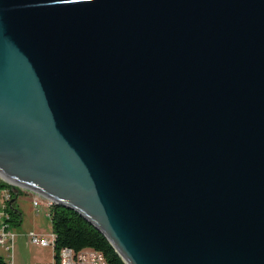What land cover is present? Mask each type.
I'll return each mask as SVG.
<instances>
[{"label":"water","instance_id":"1","mask_svg":"<svg viewBox=\"0 0 264 264\" xmlns=\"http://www.w3.org/2000/svg\"><path fill=\"white\" fill-rule=\"evenodd\" d=\"M0 176L125 264H264V0H0Z\"/></svg>","mask_w":264,"mask_h":264},{"label":"built area","instance_id":"2","mask_svg":"<svg viewBox=\"0 0 264 264\" xmlns=\"http://www.w3.org/2000/svg\"><path fill=\"white\" fill-rule=\"evenodd\" d=\"M23 192L32 195V203L35 209L42 204L41 195L30 189L9 182L0 176V248L6 252V257L0 252V259L5 264H14V243L18 235L14 231V226L20 221L15 205L18 197ZM47 201L49 205L53 203L49 199ZM29 239L30 243L38 246H52V233H50V236H46L34 231L29 234ZM41 264H51V262ZM62 264H108V262L101 251L92 248L83 249L78 252H75L71 248H63Z\"/></svg>","mask_w":264,"mask_h":264},{"label":"trees","instance_id":"3","mask_svg":"<svg viewBox=\"0 0 264 264\" xmlns=\"http://www.w3.org/2000/svg\"><path fill=\"white\" fill-rule=\"evenodd\" d=\"M48 214L51 217L55 235L54 251L57 259L55 264H62L60 254L63 248H71L75 252L92 248L101 251L108 264H125L108 238L78 212L59 204H53ZM21 216L20 214V221ZM0 264H5V262L0 259Z\"/></svg>","mask_w":264,"mask_h":264},{"label":"rangeland","instance_id":"4","mask_svg":"<svg viewBox=\"0 0 264 264\" xmlns=\"http://www.w3.org/2000/svg\"><path fill=\"white\" fill-rule=\"evenodd\" d=\"M32 199L31 194L23 192L15 205V209L18 210V219L20 213L22 218L14 226V231L18 233L14 243V264L56 263L53 245L43 247L29 242V234L34 231L46 236H50V233L53 235L52 221L48 214L51 212V205L45 197L41 196L42 204L35 209ZM0 252L6 257L4 249L0 248Z\"/></svg>","mask_w":264,"mask_h":264},{"label":"bare ground","instance_id":"5","mask_svg":"<svg viewBox=\"0 0 264 264\" xmlns=\"http://www.w3.org/2000/svg\"><path fill=\"white\" fill-rule=\"evenodd\" d=\"M54 203H52L51 205H53ZM54 242H55V235L53 234L52 235V245H53V247H54ZM55 253V252H54ZM60 258L62 259V251H61V254H60ZM52 264V263H51ZM53 264H55V263H53Z\"/></svg>","mask_w":264,"mask_h":264},{"label":"crops","instance_id":"6","mask_svg":"<svg viewBox=\"0 0 264 264\" xmlns=\"http://www.w3.org/2000/svg\"><path fill=\"white\" fill-rule=\"evenodd\" d=\"M36 233H38V232H36ZM41 234V233H40Z\"/></svg>","mask_w":264,"mask_h":264}]
</instances>
